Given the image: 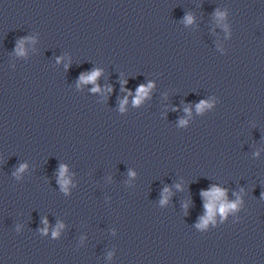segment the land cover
Returning <instances> with one entry per match:
<instances>
[{"label":"clouds","instance_id":"clouds-1","mask_svg":"<svg viewBox=\"0 0 264 264\" xmlns=\"http://www.w3.org/2000/svg\"><path fill=\"white\" fill-rule=\"evenodd\" d=\"M94 78H95V75L92 76V77H90L89 79H94ZM139 91H140L141 93H143V92L145 91L144 87L141 86L140 89H139ZM209 195L212 196V197H218V196H220V195H223V193H221L219 190H216V191H214L213 193H209ZM207 207H208V212H209V218H211V214H212V205L209 204ZM227 207L235 208L236 205H235V204H231V205H228ZM220 211H221V212H224V211H225V207H221V208H220Z\"/></svg>","mask_w":264,"mask_h":264}]
</instances>
